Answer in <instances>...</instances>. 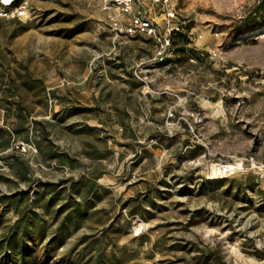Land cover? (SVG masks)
Instances as JSON below:
<instances>
[{
  "label": "rangeland",
  "instance_id": "1",
  "mask_svg": "<svg viewBox=\"0 0 264 264\" xmlns=\"http://www.w3.org/2000/svg\"><path fill=\"white\" fill-rule=\"evenodd\" d=\"M13 1L0 264H264V0Z\"/></svg>",
  "mask_w": 264,
  "mask_h": 264
},
{
  "label": "built area",
  "instance_id": "2",
  "mask_svg": "<svg viewBox=\"0 0 264 264\" xmlns=\"http://www.w3.org/2000/svg\"><path fill=\"white\" fill-rule=\"evenodd\" d=\"M160 1V0H158ZM164 1V0H162ZM168 1V0H165ZM109 2L114 8H116L121 13H129L132 11L134 0H111ZM129 31L132 33L135 32H146V33H155V28L153 25L146 19L142 18L139 15H135L132 17V23L128 27ZM164 50L160 51V54L163 53ZM161 59L164 57L161 56Z\"/></svg>",
  "mask_w": 264,
  "mask_h": 264
},
{
  "label": "trees",
  "instance_id": "3",
  "mask_svg": "<svg viewBox=\"0 0 264 264\" xmlns=\"http://www.w3.org/2000/svg\"><path fill=\"white\" fill-rule=\"evenodd\" d=\"M19 3L18 0H14L13 4L17 5ZM264 3V1H263ZM176 36H183V32L179 31V30H174L172 32V36L171 39L173 41V44H176ZM188 41V37H185ZM168 51L166 52L165 56H164V60L167 61L168 60ZM75 192H78L77 189H74ZM72 206V205H70ZM80 210H81V203L80 202H75L72 206V209L67 213V215L65 216L64 220L61 222V224L58 226L57 228V232L59 234H63V232L65 231H69L71 226L74 225V228H78L80 225V220L82 218L81 214H80Z\"/></svg>",
  "mask_w": 264,
  "mask_h": 264
},
{
  "label": "bare ground",
  "instance_id": "4",
  "mask_svg": "<svg viewBox=\"0 0 264 264\" xmlns=\"http://www.w3.org/2000/svg\"><path fill=\"white\" fill-rule=\"evenodd\" d=\"M5 2L7 3V4H10L11 3V0H5ZM230 167H232V165H230ZM229 167V168H230ZM225 168V167H224Z\"/></svg>",
  "mask_w": 264,
  "mask_h": 264
}]
</instances>
